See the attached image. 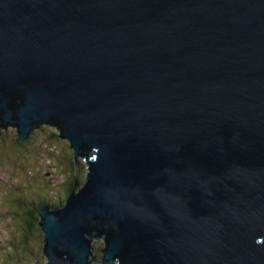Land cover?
<instances>
[{
  "label": "water",
  "instance_id": "95a60500",
  "mask_svg": "<svg viewBox=\"0 0 264 264\" xmlns=\"http://www.w3.org/2000/svg\"><path fill=\"white\" fill-rule=\"evenodd\" d=\"M40 124L87 171L43 264H264V0H0V126Z\"/></svg>",
  "mask_w": 264,
  "mask_h": 264
},
{
  "label": "rangeland",
  "instance_id": "374dc122",
  "mask_svg": "<svg viewBox=\"0 0 264 264\" xmlns=\"http://www.w3.org/2000/svg\"><path fill=\"white\" fill-rule=\"evenodd\" d=\"M45 127L54 129L53 136L48 128ZM18 133V128L15 125L0 126V249L6 244L12 233L16 232L15 216L17 214L22 215L21 205L30 209V205L27 202L32 201L31 192L40 187L41 179L50 187V189L45 191L47 195L50 194L55 199L62 195V189L67 182L66 178L70 175L68 168H70L69 165H72L73 159V150L68 144L67 138L60 134L58 135L55 126L40 124L36 128L32 127L26 138L21 140V142L16 138ZM64 156H66V159ZM84 166V163H77L74 167L75 174H78L79 168L80 175L83 177V172L85 173ZM47 174L48 179L46 178ZM15 209L17 210L16 212H14ZM36 235L41 238V243L38 242L36 236L30 239V244L27 243V250L32 251L34 257H38L37 251L40 246L42 249V240L45 239L39 229L36 231ZM94 240L95 257H90V259L92 261L104 259L98 254L99 249L103 246L101 241ZM33 249H36V251H33ZM21 250L20 244L12 246L5 251L14 252ZM1 261L2 264L9 263L10 256L5 257ZM31 261L30 259L26 260L29 264H31ZM91 264L96 263L92 262Z\"/></svg>",
  "mask_w": 264,
  "mask_h": 264
},
{
  "label": "trees",
  "instance_id": "16d2710c",
  "mask_svg": "<svg viewBox=\"0 0 264 264\" xmlns=\"http://www.w3.org/2000/svg\"><path fill=\"white\" fill-rule=\"evenodd\" d=\"M48 128L49 132L51 135L54 133V129ZM58 131V130H57ZM59 135V131H58ZM53 136V135H52ZM8 138V137H7ZM17 140L21 142L19 135L16 136ZM5 141V140H4ZM20 153V152H19ZM73 154V159H72V165H69L70 168H68V171L70 172V175L66 178L67 182L65 187L62 189V195L57 197V199L53 198L52 196L47 195L45 191L47 189H50L47 183H45L42 179L40 180V187L36 188L34 191L31 192L30 197L32 198V201L27 202L30 205V209H27V207L21 205V211L23 212L21 214H17L15 216V227H16V232L12 233V235L7 239L6 244L2 246L0 249V264H2V259H4L7 256H10V261L7 264H29L26 262L27 259L32 260V262H40V263H45L47 256L45 255L44 252V247L45 245L42 244V249L41 246L39 248L38 252V257H34L32 255V251H28L27 248V243L30 244V239L34 236L37 237V240L39 243H41V238L36 235V231L43 234L42 229H41V215L40 212L44 209H48L49 212H54L56 209L60 207H64L66 205V200L70 196L69 193H77L80 188L84 186L86 183V176L85 173L87 172L85 169V173L83 172L84 176L82 177L80 174V169L78 168V174H75V165L78 163L77 160L74 158V152L72 151ZM66 159V156H64ZM18 158V157H16ZM79 163L85 164L86 161L83 160L82 158H79ZM85 167V166H84ZM4 169V167H2ZM69 174V173H68ZM40 198H47V199H40ZM24 204V203H23ZM17 210L15 209L14 212ZM22 237V240L20 241V238ZM15 241V243H13ZM44 243V240H42ZM22 247L21 251H14V252H8L5 250H8L12 246H17L20 245ZM36 248V247H35ZM33 251H36V249H33ZM99 255L102 256L101 251L98 253ZM45 260V261H44Z\"/></svg>",
  "mask_w": 264,
  "mask_h": 264
},
{
  "label": "clouds",
  "instance_id": "9594fccd",
  "mask_svg": "<svg viewBox=\"0 0 264 264\" xmlns=\"http://www.w3.org/2000/svg\"><path fill=\"white\" fill-rule=\"evenodd\" d=\"M100 257H102V256H100ZM42 264V263H41ZM105 264H109L108 262H105Z\"/></svg>",
  "mask_w": 264,
  "mask_h": 264
}]
</instances>
